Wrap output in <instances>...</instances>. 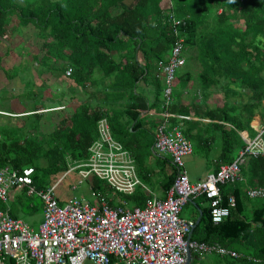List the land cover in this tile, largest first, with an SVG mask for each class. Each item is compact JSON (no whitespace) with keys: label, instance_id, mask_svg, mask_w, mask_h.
Masks as SVG:
<instances>
[{"label":"trees","instance_id":"obj_1","mask_svg":"<svg viewBox=\"0 0 264 264\" xmlns=\"http://www.w3.org/2000/svg\"><path fill=\"white\" fill-rule=\"evenodd\" d=\"M126 1L0 0V37L14 20L20 27L32 25L42 41L31 57L36 68L55 79L69 78L85 92L93 89L97 99L94 106L80 101L69 116L60 113L61 119L52 132L44 133L39 128L43 113L37 111L42 107L40 98L46 86L42 83L36 87L28 78L24 85L29 90L24 94L34 105L30 124L27 129H12L0 123L1 167L20 173L31 168L34 185L46 188L69 165L87 159L89 147L98 138V123L106 119L113 138L130 151L140 178L147 181L142 168L144 156L155 153L154 132L139 117L150 105L136 87L139 83L155 86L160 100L156 117L160 119L163 83L155 75L156 68L159 62L167 61L179 36L184 38L181 57L185 63L176 72V82L182 85L178 94L173 96L172 92L170 124L194 144V153L220 140L221 151L213 163V172L231 163L244 147L242 133L251 138L257 134L251 122L257 114L264 118V0H167L166 7L161 5L163 0ZM19 49L23 48H16ZM24 69L28 71L29 66ZM68 69L71 72L66 76ZM14 74L18 75V71ZM190 80L194 82L192 102L182 106L181 92ZM34 88H39L41 94H34ZM214 94L219 101L208 105ZM262 139L263 154L250 156L241 165L243 180L220 187L224 206L229 196L235 198L230 215L214 223L208 200L199 197L204 207L189 234L190 240L217 244L245 256L229 259L232 263L264 264V198L257 199L247 214L246 203L256 199L245 194L248 187L264 186V132ZM162 159L160 171L170 169L161 185L166 193L176 169L168 158ZM87 180L94 192L110 194L105 182L92 176ZM139 189L119 197L116 194V199L119 204L143 207L146 197ZM246 257L260 261L253 263ZM7 262L13 264L10 259Z\"/></svg>","mask_w":264,"mask_h":264},{"label":"built area","instance_id":"obj_2","mask_svg":"<svg viewBox=\"0 0 264 264\" xmlns=\"http://www.w3.org/2000/svg\"><path fill=\"white\" fill-rule=\"evenodd\" d=\"M183 42L184 38L179 36L167 61L159 62L155 73L163 83V110L154 131L152 148L157 156L168 158L176 169L165 196L158 197L149 191L143 207H129L126 202L112 205L113 196L94 192L90 187L95 203L72 196L60 205L55 193L59 180L46 188H37L31 168L20 173L0 166V203L8 202L10 191H25L27 196L37 194L43 209L42 222L34 230L23 220L11 216L8 209L0 208V264H8L7 259L13 264H111L112 260L113 264H185L187 249L197 255L245 257L217 244L187 240L195 222L181 218L180 212L189 200L205 197L214 223L230 215L235 198L229 196L224 206L220 187L241 182V165L248 157L263 154L264 125L257 128L253 138L241 136L244 147L231 163L190 182L185 159L192 154L193 146L178 127L170 124L172 114L168 112L176 72L185 63L181 57ZM70 72L68 69L65 75L69 76ZM146 112L155 114L143 110L140 117ZM176 116L189 119L185 115ZM71 172H77V184L91 176L105 182L112 195L131 194L138 187L144 188L133 156L113 138L106 119L98 123V138L89 147L87 159L69 166L62 177ZM245 194L250 199L264 198V186L248 187Z\"/></svg>","mask_w":264,"mask_h":264},{"label":"crops","instance_id":"obj_3","mask_svg":"<svg viewBox=\"0 0 264 264\" xmlns=\"http://www.w3.org/2000/svg\"><path fill=\"white\" fill-rule=\"evenodd\" d=\"M21 1L23 2V0H17V2H19V3H21ZM130 1L131 0H127L126 1V3L127 4H129L130 3ZM32 25H27V26H22L21 28H23V30H25V27H31ZM20 27V25L18 26V24H17V22L15 23L14 21L12 22V25L9 27V29H8V31H7V33L3 36V37H0V42H4L6 45H8V41L10 40L11 41V37L8 39V35L9 34H15L19 29ZM22 29H21V33H23V36L24 37H28V35H29V33H26V31H23ZM28 34V35H27ZM32 35V34H31ZM15 37H16V35H15ZM7 39V40H6ZM40 40V39H39ZM23 44V43H22ZM20 47H21V45H20ZM19 48V47H18ZM15 50H16V47H15ZM26 53V55H30L31 57H32V55L33 54H35V53H32V52H25ZM4 54H6V53H4ZM0 58H1V56H0ZM0 62L2 63V60H0ZM190 63V62H189ZM193 63L194 64H196V60H193ZM25 70V69H24ZM14 71H17V70H15V68H14ZM14 71L12 70V71H9V73H7L6 74V72H5V70H3V72H4V74L6 75V76H8V77H10V78H13V77H15V76H17V75H15L14 74ZM27 71V70H26ZM183 72H184V69L182 70ZM182 71L180 72L181 74H182ZM12 72V73H11ZM194 72V71H193ZM193 78H196L195 77V73H193ZM178 82V81H177ZM176 82V83H177ZM181 83L180 82H178L177 84H176V88H174V89H178L179 88V86H181L180 85ZM24 86V85H23ZM194 86V82L192 81V80H190V82H188V84L187 85H185V87H186V89H184L182 92H181V97H180V104L182 105V106H188L189 104H191V100H192V94H191V90H192V87ZM24 88H25V90H26V87L24 86ZM69 89V90H68ZM67 90L69 91V92H71V90H72V88L71 87H69ZM89 89H91V88H89ZM88 89V90H89ZM4 90H7L8 91V88H6V87H2V88H0V123H2V124H4V125H6L7 127H9V128H25V129H27L28 128V125L30 124V123H28V122H30V117H32L31 116V114L33 113L32 112V109H33V104H32V102H31V104H32V106L33 107H27V108H25L24 109V107H26L27 106V103H25V102H23V104L25 105V106H23V104L22 105H20V104H18V103H15L14 105H18V107H16V108H13L14 109V111H17V112H19V113H17V112H12V109H10L9 107H5L4 105V103L7 101V98L6 99H4V97H5V94L6 93H4V95H3V93H2V91H4ZM75 90V93H78V91L76 90V88L74 89ZM86 91V93L85 94H87V99H85V100H82V101H86V102H88L89 104H91L92 106H94L95 105V103H96V97H95V94H94V91H93V93H92V91ZM93 90V89H92ZM179 91H181V89L179 90ZM178 91V92H179ZM26 92V91H25ZM24 92V93H25ZM74 91L72 90V92L71 93H73ZM85 92V91H84ZM83 92V93H84ZM136 92L137 93H141V94H144L147 98H148V104L150 105V109H149V111H154L155 112V114H153V115H151L150 113H144V114H141L142 116V118L143 119H141V120H144L145 121V126H146V128L147 129H150L152 132H154L155 131V128H156V125H157V122H158V120H159V118H157L156 116V113L158 114L159 113V111H160V100H159V98H158V92H157V90H156V88H155V86L154 85H152V84H148V83H139V84H137V87H136ZM8 93V92H7ZM24 93H20L21 95L19 96V98L21 97V100H23V99H25V96H24ZM19 95V94H18ZM13 96H15V95H10V97H12V99H13ZM86 96V95H85ZM217 95L216 94H214V95H212V97H211V99L209 100L208 99V101H207V104L209 105V104H211L212 102H215L214 101V99H217ZM85 98V97H84ZM157 99H158V101H157ZM198 99H200V97L198 96ZM8 100H11L10 98L8 99ZM28 100H30V99H28ZM41 104H43V102H41ZM219 104V103H218ZM106 105H108V104H106ZM112 105V104H111ZM21 106H23V107H21ZM43 106V105H42ZM21 107V108H20ZM18 108H20L21 110H18ZM58 108V109H57ZM64 108V105H62L61 107H54V108H50V109H48V108H42L41 107V109L42 110H46V112H51L52 113V115H56V113H53L54 111H56V110H61V109H63ZM6 109V110H5ZM16 109V110H15ZM104 109H106V108H104ZM7 110H10V111H7ZM40 110V109H39ZM38 110V111H39ZM37 111V112H38ZM41 111V110H40ZM39 111V112H40ZM40 113H43V112H40ZM43 114H45V113H43ZM42 114V115H43ZM21 115H25V116H21ZM42 115H41V117L40 118H42ZM186 116H188L189 117V119H187V120H195L196 118L195 117H193V116H190V115H186ZM57 117V116H56ZM140 117V116H139ZM59 119H61V115H60V117H59ZM202 121H204V122H206V121H208V120H206V119H201ZM57 122H58V120L57 121H54V123H53V126H52V130H53V127H55L56 125H57ZM262 124H264V118H262L260 115H256V116H254V118H253V121L251 122V127L254 129V130H257V128L258 127H260ZM39 128H40V130L43 132V130H42V123H41V119H40V121H39ZM52 130L50 131V132H52ZM45 133V132H44ZM49 133V132H48ZM247 135V133L246 132H244V133H242L241 134V136H246ZM249 138H251V137H249ZM218 139H216L215 141H217ZM215 141L213 142V144H212V148H213V151L211 150V148H208V146H209V143L207 144V143H205V144H207V145H205V148H201L197 153H195V154H193L194 153V147H193V152H192V154L190 155V156H188V157H186V159H185V161H187V162H185V164L186 163H188V162H192V160H195V159H197V160H199L201 163H202V165H203V169H202V172L201 173H198V175H196L195 177H193L192 178V180H191V182H196V181H198V180H200V179H202V177L206 174V173H208V172H211L212 171V169H213V163L215 162V159H217V156L219 155L218 153H220L219 152V148L217 149V146L216 145H214V143H215ZM192 143V142H191ZM203 144V143H202ZM202 144H201V146H202ZM221 144V143H220ZM207 151H210V152H214V156L213 157H209L210 159H209V161H208V157H207ZM220 151H221V149H220ZM130 152V151H129ZM135 152H138V149L137 148H135ZM210 152H209V154H210ZM131 154V153H130ZM132 155V154H131ZM145 157V167L144 168H142V171L144 172L143 174H146V176H147V181L148 182H150L151 183V181H153V179H154V183L155 184H152L151 186H152V188H150V187H148V186H146V185H144V188L142 189H139V187L138 188H136V189H139V191L140 192H143L144 193V195H145V197L147 198V196L149 195V191L150 192H152V193H154V194H156L158 197H164L165 196V192L163 191V189L161 188L162 186V180H163V177H165V175H166V173L168 172H170V169L167 167L166 169H165V173H162L161 171H160V166H161V164H160V162H161V160H163L162 158H159V157H157L156 156V154L155 153H152L151 155H149V154H147L146 156H144ZM210 160H211V162H210ZM85 161V160H84ZM69 166H71V165H69ZM194 166H195V164H194ZM136 170H137V174H138V176H139V178L141 177L140 176V173L138 172V169L136 168ZM213 172V171H212ZM63 175H61L57 180H59V182L57 183V185H56V189H55V193H56V196H57V199H58V203L60 204V205H63V204H65L66 203V201L70 198V197H67V194L69 193V192H71L72 190H76V188H77V186H79L80 184H77V181H78V175H76V174H74L73 172H71L70 174H68L67 176H65V177H62ZM149 178V179H148ZM140 179H142V178H140ZM56 180V181H57ZM86 181H87V179H86ZM142 181V180H141ZM144 182V181H143ZM87 183H88V185H89V188H90V182L89 181H87ZM63 184V185H62ZM73 186H75V188L73 189L72 187ZM58 188V189H57ZM169 190V189H168ZM167 190V191H168ZM90 191V190H89ZM166 191V192H167ZM25 191H21V193H18V191H10V193H9V199H8V207H6L5 205H4V208L5 209H8L9 210V213L11 214V216H13L14 218H18V219H21L20 217H18L16 214H13L12 213V209L11 208H9V204L12 202V203H15V202H17V203H20V205L22 206V204H23V213H27V212H29L30 213V215H33V221H30V224H28L26 221H24L23 219H21V220H23L24 222H26L32 229H34V230H37L38 229V227H39V225H40V223L42 222V219H43V217H42V219H41V217L39 216L38 217V220H35L34 219V214H36V210H37V208L36 207H34V205L33 204H31V202L29 201H26V202H21V194H23ZM113 193H110L109 195L110 196H113V201H112V203H113V205H117V204H119V200H117L116 199V194L115 195H112ZM85 197V196H84ZM82 199H84L83 197H81ZM198 199L199 198H197V199H193L194 201H192V200H189L186 204H185V206L183 207V209L181 210V212H180V217L181 218H183V219H192V220H196V223H198L199 222V219H200V216H201V208L202 207H204V205L202 204V203H200V202H198ZM85 201H87V202H89L90 204H92V203H95V200H94V198H90V200H86V199H84ZM195 202H198L199 204L196 206V203ZM247 204V214H248V212L250 211V212H252V208H251V205H252V203H250V202H248V203H246ZM134 205H130L129 207H133ZM2 207V206H1ZM3 208V207H2ZM39 208H40V210H41V216H43L42 215V207L41 206H39ZM26 209V210H25ZM35 222L37 223V224H35ZM188 264H236V263H232L229 259H224L223 257H218V256H215V255H197V254H194V253H192L191 254V258H190V260L188 261Z\"/></svg>","mask_w":264,"mask_h":264},{"label":"rangeland","instance_id":"obj_4","mask_svg":"<svg viewBox=\"0 0 264 264\" xmlns=\"http://www.w3.org/2000/svg\"><path fill=\"white\" fill-rule=\"evenodd\" d=\"M167 4H169L167 2V0H163L161 2L162 7H166ZM14 22L16 23V20H14ZM18 29L19 30L14 35L13 34L8 35V39L11 37V41L10 40L8 41V45H6L4 42H0V56H1L0 60H2V63L0 62V88H2V87L8 88V91L7 90L2 91L3 95H4V93H6L5 97L7 98V101L4 103L5 104L4 106L5 107L7 106L10 109H12V112H17V111H14V109H13V108L18 107V105H14L15 103H18V104L21 103L20 105H22L23 102L27 103V106L24 107V109L27 107H30V106L33 107L34 105L32 106L31 99L28 100L29 99L28 95L24 94L25 99H23V100H21V97L19 98V96L21 95L20 93H24L25 91L28 93V90H29L28 88H26V90H25L24 81H26L29 78V79H31V81L34 83V85L36 87H39L43 83L46 86V88L43 89L42 95L40 98L41 102H43L42 107L44 109L47 107H48V109H50V108H54V107H61L62 105H64L63 109L56 110L53 112V113H56V115H52V113L49 111L43 112L45 114H43L42 118H41L42 130H43V132L48 133L52 130V126H53L54 121L59 120V117L61 115L60 113H64L66 116H69V114H71L73 112L75 107L79 103H81L80 101L87 99V94H85L86 92H84L82 89L77 87L75 85V83L72 80H70L69 78H65L63 76H60V77L55 79V78L51 77L49 74H47L46 72L41 73L40 68H36L35 63L32 60L31 56L26 55L25 52H27V51L28 52L30 51L32 53L37 52L38 47H40L42 41L37 38L35 29L33 27H25V30H23V28H21V27H19ZM21 29L23 31H26V33H29V35L27 34L28 37L23 36V33H21L22 32ZM15 35H16V37H15ZM20 45H21V48H23V49H19L18 51L15 50V47L17 48ZM4 53H6V54H4ZM13 66L15 67V70L18 71V75L13 77V78H10L4 74L3 70H5V72L9 73V71H12V70L14 71V69H12ZM25 66H29L28 71L24 70ZM69 87L72 88V90L74 91L73 93H71L72 90H71V92L68 91ZM75 88L78 91V93H75V90H74ZM180 89H181V86H179V88L177 90L174 89L173 96L176 93L178 94L179 93L178 91ZM88 91H92V93H93L92 89H89ZM33 93L34 94L38 93L40 95L41 91H39V88H34ZM10 95H15V96H13V99H12V97H10ZM9 98L11 100H8ZM216 100L219 101V99H214V101H216ZM23 106H25V105L23 104ZM23 106H21V107H23ZM20 108H18V110H21ZM40 110H42L41 107H40ZM7 111H10V110H7ZM17 113H19V112H17ZM220 143H221L220 140H217L214 143V145L217 146V149L219 148V152L221 149ZM192 145H193L194 150H195L194 144H192ZM211 150L213 151L212 147H211ZM209 152L210 151H207L208 161L210 159L209 157L214 156V152H210V154H209ZM193 154H195V153H193ZM185 162H187V161H185ZM78 163H80V162H76V164H78ZM194 164H195V166H194ZM202 169H203V165L197 159L192 160V162H188L185 164V170H186V173L189 177L190 182H191L193 177L198 175V173L202 172ZM73 173L77 175V172H73ZM140 180H142V179H140ZM87 181L83 180L81 183H79L80 185L77 186L76 190H72L71 192H69L67 194V197L76 196V197H83L86 200H90V198H92V196H91V193L89 191V185H88ZM142 184L152 188L151 185L155 184V183H154V179H153V181H151V183L148 181L143 182V180H142ZM109 193H111V191H109ZM121 195H123V194H119V195H117V197H119ZM21 197H22L21 198L22 203L26 202V201H28V202L30 201L31 204H33L34 207L37 208L36 214H34V219L38 220L39 216L42 219L43 216H41V210L39 208V206L42 207V202H41L40 197L37 194H34L32 196H27L25 192L23 194H21ZM257 201H258L257 199H256V201H253L252 205H256ZM4 205L6 207H8V202L5 204L0 203V208L3 207V209H5ZM9 208L12 209L13 214H16L20 218L22 217L21 219H23L27 223L29 222L28 224H30V221H33V215H30L29 212L23 213V204L21 206L20 203H17V202L12 203L11 202L9 204ZM42 215H43V209H42ZM35 224H37V223L35 222ZM225 258L226 259H232V258L224 257V259ZM253 263H255V261ZM236 264H240V263L236 262ZM241 264H243V263H241Z\"/></svg>","mask_w":264,"mask_h":264},{"label":"water","instance_id":"obj_5","mask_svg":"<svg viewBox=\"0 0 264 264\" xmlns=\"http://www.w3.org/2000/svg\"><path fill=\"white\" fill-rule=\"evenodd\" d=\"M259 128V127H258ZM187 240H189V235L187 236ZM191 254L192 252L190 250H186V263L185 264H188V261L190 260L191 258Z\"/></svg>","mask_w":264,"mask_h":264}]
</instances>
